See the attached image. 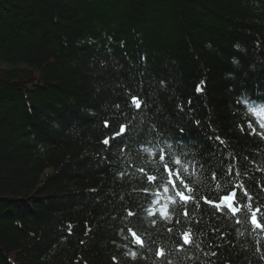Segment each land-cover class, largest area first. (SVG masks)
<instances>
[{
  "label": "trees",
  "instance_id": "16d2710c",
  "mask_svg": "<svg viewBox=\"0 0 264 264\" xmlns=\"http://www.w3.org/2000/svg\"><path fill=\"white\" fill-rule=\"evenodd\" d=\"M262 124L264 0H0V264H264Z\"/></svg>",
  "mask_w": 264,
  "mask_h": 264
},
{
  "label": "snow or ice",
  "instance_id": "6c2138e0",
  "mask_svg": "<svg viewBox=\"0 0 264 264\" xmlns=\"http://www.w3.org/2000/svg\"><path fill=\"white\" fill-rule=\"evenodd\" d=\"M233 63H238V61L233 60ZM204 82L202 81L201 84H203ZM197 93H200L203 91V88L201 87V85H197L196 88ZM189 105H191V100H189ZM132 104L135 106V108L139 109L141 107V103H140V99L138 97H132ZM182 108V106H181ZM196 124L199 125V121H196ZM262 127H264V124L261 125ZM249 127H251V125H249ZM182 131V129H181ZM124 132V127H121V133ZM252 132L255 133V129H252ZM217 140H219L220 138L217 136L216 137ZM105 144L108 143L107 140L104 141ZM162 160L164 159L163 156L160 157ZM177 164L180 163L179 160L176 161ZM165 170L167 171L168 174V186H170L175 192H176V196L179 197L185 204L188 203L189 199L191 198L189 195H185V193H190L191 189L188 188L187 184L184 183V180L181 178V175L178 171H173L172 169L168 168L167 165L165 166ZM229 172H231V169L229 170ZM213 180L216 179V174L213 173L212 176ZM149 182H153L155 180V177L153 176H149L148 177ZM168 188H165V191H167ZM245 195H247V193H244ZM206 204L211 205L212 207L216 208V209H228L230 210L233 214H236L238 212V209L236 207L237 204V200H236V192L232 191L231 193L225 194L221 199L219 203H216L214 201H210V200H205ZM149 214L150 215H154L155 213L152 210H149ZM129 215H133V213L129 212ZM160 215L162 218H166L167 216V212H166V208L165 209H161L160 210ZM185 215L187 216V211H185ZM251 222L256 225L257 227H264V225L260 224L257 220V217L255 214H253L252 216V220ZM153 223H155V221H153ZM133 236H135V233H132ZM139 239V238H137ZM183 242L184 244H190L191 243V239H190V233H184L183 237ZM139 243L141 244V246H143V241L140 240ZM162 254V253H161ZM213 255H215V253H213Z\"/></svg>",
  "mask_w": 264,
  "mask_h": 264
}]
</instances>
